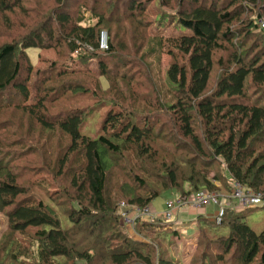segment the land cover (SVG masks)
<instances>
[{
  "label": "trees",
  "instance_id": "obj_1",
  "mask_svg": "<svg viewBox=\"0 0 264 264\" xmlns=\"http://www.w3.org/2000/svg\"><path fill=\"white\" fill-rule=\"evenodd\" d=\"M263 20L264 0H0V264H183L172 222L131 231L120 203L230 201L235 182L261 205L199 214L187 264H264L247 221L264 207Z\"/></svg>",
  "mask_w": 264,
  "mask_h": 264
},
{
  "label": "rangeland",
  "instance_id": "obj_2",
  "mask_svg": "<svg viewBox=\"0 0 264 264\" xmlns=\"http://www.w3.org/2000/svg\"><path fill=\"white\" fill-rule=\"evenodd\" d=\"M84 15L86 16L87 14H84ZM161 56H162L161 65L163 67H167L169 56L166 54H162ZM101 120H102L101 113H96L95 116L87 118L85 120V123L83 124L82 131L86 135L92 138L97 137L100 134L99 126H100ZM29 140H30L29 142H26V145L27 146L34 145V144L37 145V148L39 150L37 149L38 151L36 152L44 155L43 160L45 158L47 160L55 158V154L54 153L52 154L51 152L54 147L53 145H50L47 150L46 146L44 147L42 145L44 141L42 138L37 139V136L32 137L30 135ZM179 196H180V192L175 191V190H167L163 192L161 195H159L158 197H156L155 199H153L151 204L156 209V211L159 213L164 210L165 203L168 199L177 200ZM121 203H124V202H121ZM121 203H120V210L123 211L124 209H122ZM126 206L129 208L135 207L132 205H126ZM149 207L151 208V205ZM186 208L189 209L192 207L187 204L180 207V211H179L180 214L178 215V222L176 221L177 218L173 215L169 220H166V221L173 222V224L176 223L178 224L177 226H179V228H177V226L174 225V227L177 228L179 235H177L174 238L173 243L169 244L168 247L173 252L174 257H177L183 264H187L189 259L191 258V255L195 249L196 238L198 235V229L195 225V222L192 223V221H194V219L196 218V214L190 213V212L188 213ZM160 219L163 220L162 217ZM247 221L249 225L255 231L259 232L263 230L264 229V207H259V208L250 210L247 215ZM127 227L131 231H133L131 226L130 227L127 226ZM5 229H6L5 217L2 214H0V236Z\"/></svg>",
  "mask_w": 264,
  "mask_h": 264
},
{
  "label": "built area",
  "instance_id": "obj_3",
  "mask_svg": "<svg viewBox=\"0 0 264 264\" xmlns=\"http://www.w3.org/2000/svg\"><path fill=\"white\" fill-rule=\"evenodd\" d=\"M261 27L264 28V21H261ZM107 45V32L101 31L99 47L106 48ZM234 201L235 207H252L262 203V196L260 193L254 192L250 189L244 188L240 183L235 182L233 191L230 195V201L228 197L223 196L218 192H206L201 191L195 193L193 196H182L177 200H167L165 203V208L161 213H157L149 206L146 207H127L124 203H121L122 209V219L126 226H131L133 228L134 221L136 218H147L150 220H155L156 218H163V220H169L172 216L173 211L179 209L181 206L187 204L193 208H200L205 205H213L216 210L212 216L213 221L216 224L222 222V218L225 214L229 202Z\"/></svg>",
  "mask_w": 264,
  "mask_h": 264
},
{
  "label": "crops",
  "instance_id": "obj_4",
  "mask_svg": "<svg viewBox=\"0 0 264 264\" xmlns=\"http://www.w3.org/2000/svg\"><path fill=\"white\" fill-rule=\"evenodd\" d=\"M234 204V203H233ZM151 208L154 210V211H156V209L153 207V205L151 204ZM237 208H240V207H237ZM186 210H187V212L189 213H195L196 214V218H197V216L199 215V214H202L204 217H206L207 219H212V216L214 215V213H215V210H216V208L213 206V205H205V206H202V207H200V208H189V209H187L186 208ZM179 211H180V208L179 209H176L175 211H173V213H172V215L173 216H175L176 218H177V222H178V215L180 214L179 213ZM157 212V211H156ZM162 212V211H161ZM161 212H159V213H161ZM158 213V212H157ZM172 217V216H171ZM196 218L194 219V221H192V223H194L195 222V225H196ZM169 222H171V221H169ZM173 223V222H172ZM174 225H178V224H174ZM177 228H179V226H177ZM197 231V230H196Z\"/></svg>",
  "mask_w": 264,
  "mask_h": 264
}]
</instances>
